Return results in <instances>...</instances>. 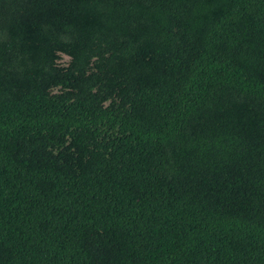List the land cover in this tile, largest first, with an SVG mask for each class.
I'll return each mask as SVG.
<instances>
[{
	"label": "trees",
	"instance_id": "trees-1",
	"mask_svg": "<svg viewBox=\"0 0 264 264\" xmlns=\"http://www.w3.org/2000/svg\"><path fill=\"white\" fill-rule=\"evenodd\" d=\"M0 264H264V0H0Z\"/></svg>",
	"mask_w": 264,
	"mask_h": 264
},
{
	"label": "rangeland",
	"instance_id": "rangeland-1",
	"mask_svg": "<svg viewBox=\"0 0 264 264\" xmlns=\"http://www.w3.org/2000/svg\"><path fill=\"white\" fill-rule=\"evenodd\" d=\"M64 59H65V60H68V57H67V56H64Z\"/></svg>",
	"mask_w": 264,
	"mask_h": 264
},
{
	"label": "bare ground",
	"instance_id": "bare-ground-1",
	"mask_svg": "<svg viewBox=\"0 0 264 264\" xmlns=\"http://www.w3.org/2000/svg\"><path fill=\"white\" fill-rule=\"evenodd\" d=\"M97 143V142H96Z\"/></svg>",
	"mask_w": 264,
	"mask_h": 264
}]
</instances>
